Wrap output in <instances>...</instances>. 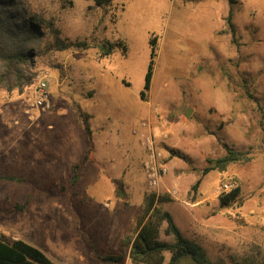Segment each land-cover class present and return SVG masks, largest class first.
<instances>
[{
  "label": "rangeland",
  "instance_id": "374dc122",
  "mask_svg": "<svg viewBox=\"0 0 264 264\" xmlns=\"http://www.w3.org/2000/svg\"><path fill=\"white\" fill-rule=\"evenodd\" d=\"M16 1L51 22L60 40L91 48L58 50L43 28L28 68L32 84L0 89V176L15 178H0V234L56 264H113L104 258L116 254L134 264L126 244L152 194L167 200L157 207L209 263L264 264V0H113L105 8L92 0ZM104 40L123 41L127 54L98 59L94 46ZM44 74L47 106L30 107ZM79 111L91 116L90 144ZM148 132L167 167L158 187L143 167ZM227 149L248 161L203 176L207 160ZM86 154L71 187V167ZM236 186L237 199L221 207L220 196ZM165 229L163 221L158 239L172 242ZM170 257L164 253L165 263Z\"/></svg>",
  "mask_w": 264,
  "mask_h": 264
},
{
  "label": "trees",
  "instance_id": "16d2710c",
  "mask_svg": "<svg viewBox=\"0 0 264 264\" xmlns=\"http://www.w3.org/2000/svg\"><path fill=\"white\" fill-rule=\"evenodd\" d=\"M113 0H92L94 7L105 8ZM195 2L203 0H193ZM230 5L236 3V0H227ZM228 24L231 25V10L227 17ZM43 28H49L54 34V40L57 43L58 50H67L70 48L86 51L91 48L87 41L64 42L59 39L58 30L54 29L52 23L44 18L27 12L22 3L16 0H0V89L12 91L21 89L24 86L32 84L31 75L28 68L32 58L35 57L40 39L43 37ZM150 58L147 71L144 77V83L140 92V98L145 99L151 86L154 58L156 56L155 40L149 41ZM97 48L98 59L112 55L116 50H121L123 55L127 54V46L123 41L110 42L104 40L94 46ZM82 128L87 135L88 143L91 140V129L88 124L90 115L78 112ZM90 144V143H89ZM89 146V145H88ZM86 154L80 164H74L71 167L70 186L80 183L83 168L88 162ZM248 161V158L241 152L231 149L226 150V154L216 160H207L210 166L203 169L202 175L210 171H224L229 165ZM81 168V169H80ZM1 179L14 180L12 176H0ZM201 183L197 180L191 187L193 196L191 201H195L196 191ZM240 193L239 186L234 187L228 193L220 196V206L226 207L235 201ZM30 197L26 196L22 204H15L18 210L24 209L29 204ZM167 201L163 197L156 198L149 195L146 198V206L143 217L138 221L135 236L127 241L129 247L128 257L134 264H182L185 259L190 264H211L198 252V250L187 240L179 228L174 223L170 213L162 211L158 206ZM166 222L165 235L172 236V242L159 240V227L161 223ZM170 252L171 257L165 263L164 253ZM105 261L113 264H121L124 261V255H109L104 258ZM0 264H56L51 261L40 249L28 244L21 239H11L0 234Z\"/></svg>",
  "mask_w": 264,
  "mask_h": 264
},
{
  "label": "built area",
  "instance_id": "2783aa9c",
  "mask_svg": "<svg viewBox=\"0 0 264 264\" xmlns=\"http://www.w3.org/2000/svg\"><path fill=\"white\" fill-rule=\"evenodd\" d=\"M49 78L46 74L37 75L35 78V85L33 89V97L29 98L30 107L44 109L47 106L49 99ZM145 127V124H142ZM142 145L146 150L145 160L143 162L145 177L150 187H158L163 177L167 175V167L162 163L163 155L154 144V140L150 134L147 133L143 137ZM231 187L229 185L223 186V191H228Z\"/></svg>",
  "mask_w": 264,
  "mask_h": 264
},
{
  "label": "water",
  "instance_id": "95a60500",
  "mask_svg": "<svg viewBox=\"0 0 264 264\" xmlns=\"http://www.w3.org/2000/svg\"><path fill=\"white\" fill-rule=\"evenodd\" d=\"M189 114H190V110H188V111L186 112L185 116L188 117Z\"/></svg>",
  "mask_w": 264,
  "mask_h": 264
}]
</instances>
